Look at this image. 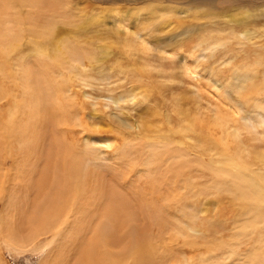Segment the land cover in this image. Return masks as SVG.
<instances>
[{
  "label": "rangeland",
  "instance_id": "obj_1",
  "mask_svg": "<svg viewBox=\"0 0 264 264\" xmlns=\"http://www.w3.org/2000/svg\"><path fill=\"white\" fill-rule=\"evenodd\" d=\"M57 1L59 8L46 12L55 39L74 41L88 50V64L82 63L79 72L73 69L68 80L80 97L87 125L81 135L94 139L89 141L93 150L88 146L95 154L89 165L107 178L122 176V182L127 176L122 160L115 161L114 150L102 144L106 137L113 141L114 135L103 130L118 123L123 133L137 137L133 144H142L129 155L137 171L128 185L137 190L134 185L145 177L149 183L151 176L155 192L165 196L175 185L176 192L186 196V204L167 201L173 213L165 214L156 201L164 214V229L156 225L150 232L158 264H264V255L251 261L253 251L263 253L264 219L254 218L235 199L228 179H212V173L197 169L198 165L191 166L184 179L169 174L172 162L143 145L158 144L156 151L161 146L175 149L183 154L186 166L187 160L205 167L212 161L216 167L223 166L226 159L205 141L208 129H219L211 122L225 117L226 123L218 126L238 133L246 162L253 161L248 154L252 147L264 149V0ZM11 12L28 15L31 10L22 6ZM20 49L26 62L35 60L28 57L35 53L27 40ZM246 67L258 87L252 93H246L250 84L243 74ZM193 115L204 128L203 135L198 128L187 127ZM78 145L75 140L77 153ZM151 154L157 158L144 169L140 155L151 159ZM260 167L253 161L250 170ZM9 190L10 182L0 202V221ZM89 234L88 230L79 237L86 239ZM23 238L27 236L10 243L0 239V264H75L78 260L81 245L76 240Z\"/></svg>",
  "mask_w": 264,
  "mask_h": 264
},
{
  "label": "bare ground",
  "instance_id": "obj_2",
  "mask_svg": "<svg viewBox=\"0 0 264 264\" xmlns=\"http://www.w3.org/2000/svg\"><path fill=\"white\" fill-rule=\"evenodd\" d=\"M59 5L57 0H0V202L9 182L11 187L5 208H1L0 239L14 242L23 236H27L25 241L64 236L81 245L75 264H158L150 232L156 225L159 230L164 229L162 209L165 214L173 213L167 201L173 199L172 205L186 204V196L179 195L175 185L165 196L155 192L151 176L149 183L145 177L135 184L137 190L128 185L132 173L137 171L129 155L142 144H133L131 140L137 137L123 133L118 123L103 130L114 135L113 141L106 137L102 144L114 150L115 161L122 160L127 176L122 182V176L118 180L113 175L107 178L104 172L96 173L89 165L90 158L95 157L89 141L94 139L81 135L87 125L81 116L80 97L68 80L74 70L79 72L82 63L88 64V50L74 41L55 39L46 12ZM22 6L31 12L9 13ZM23 40L35 53L28 56L35 59L31 63L19 54ZM73 62L78 63L76 67ZM250 73L248 67L243 71L248 79L245 81L250 83L244 84L248 87L246 93L258 90ZM199 123L195 115L187 119V127L198 128L203 135L204 128ZM211 123L219 129H208L206 141L199 137L226 159L220 167L214 161L205 167L187 159L186 166L183 154L175 149L161 146L156 151L158 144L143 145L172 162L169 174L184 179L190 167L198 165L197 169L210 171L212 179H228L235 199L254 218L264 219V149L252 147L248 151L249 157L261 165L251 171L253 161L244 160L238 133L218 126L226 123L225 117H217ZM94 129L99 130L98 124H94ZM75 140L80 143L78 153ZM150 158L145 160L140 155L144 169L151 166L157 154ZM88 230L91 234L86 239L79 237L82 232L88 234ZM260 248L263 253L253 251L252 262L263 257L264 247Z\"/></svg>",
  "mask_w": 264,
  "mask_h": 264
}]
</instances>
